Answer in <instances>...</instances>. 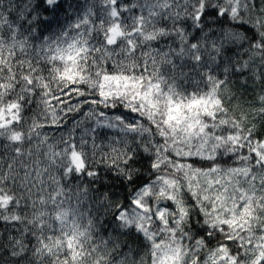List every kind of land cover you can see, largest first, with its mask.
<instances>
[{
	"label": "snow or ice",
	"instance_id": "snow-or-ice-1",
	"mask_svg": "<svg viewBox=\"0 0 264 264\" xmlns=\"http://www.w3.org/2000/svg\"><path fill=\"white\" fill-rule=\"evenodd\" d=\"M0 264H264V0H0Z\"/></svg>",
	"mask_w": 264,
	"mask_h": 264
}]
</instances>
